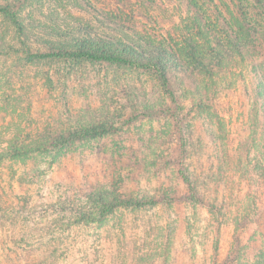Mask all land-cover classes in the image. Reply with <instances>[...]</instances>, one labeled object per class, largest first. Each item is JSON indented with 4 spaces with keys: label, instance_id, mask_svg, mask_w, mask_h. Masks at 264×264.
<instances>
[{
    "label": "rangeland",
    "instance_id": "obj_1",
    "mask_svg": "<svg viewBox=\"0 0 264 264\" xmlns=\"http://www.w3.org/2000/svg\"><path fill=\"white\" fill-rule=\"evenodd\" d=\"M6 1L18 3L33 45L43 30L62 32L77 22L99 32L96 18L108 11H131L124 34L133 40L137 31L150 42L166 39L177 21L172 0L154 11L138 9L136 0H122L123 9L116 0ZM250 3L206 1L203 12L212 32L223 37L225 53L213 46L216 55L205 57L207 65L222 61L212 76L200 75L188 56L174 57L175 48L163 46V64L181 106L176 119L141 115L150 108L175 112L153 72L103 62L27 63L18 53L23 48L15 28L0 15V39L16 47L0 56L1 143L43 141L96 124L114 127L50 157L0 167L4 193L14 189L12 207L21 222L36 225L35 237L54 241L57 264H229L236 237L243 249L234 264H264V16ZM226 5L236 19L246 17L248 27L258 29L249 36L234 29L244 38L240 54L220 29L217 15L226 16ZM190 185L201 203L193 200ZM94 192L159 202L56 234L43 229L56 219L48 214L60 202L91 208L85 194ZM65 217L59 220L63 227L70 225V215Z\"/></svg>",
    "mask_w": 264,
    "mask_h": 264
},
{
    "label": "trees",
    "instance_id": "obj_2",
    "mask_svg": "<svg viewBox=\"0 0 264 264\" xmlns=\"http://www.w3.org/2000/svg\"><path fill=\"white\" fill-rule=\"evenodd\" d=\"M116 1L118 2L114 4L118 8L123 9L121 6V4H124L122 0ZM136 1L135 4L138 6V9L154 11L157 8H165L166 3L171 0ZM172 1L175 4L173 9L177 12V21L174 30L171 36H167L166 39H160L157 42L148 41L138 31L133 33L136 35L134 36V40L124 34L129 28L128 24L132 22L131 18L133 15L128 17L127 13L128 11L131 12L130 10H126L125 16L123 14L113 15L109 11L98 15L100 17L96 18L95 22L98 25L99 32H95L92 25L88 23L82 24V22H77L78 24L74 27L67 26L65 30L61 29L62 32L54 33L53 29L43 30L44 34L36 39L34 45L32 44L33 41L25 35L26 26L23 19L17 14L18 10L16 9V5L18 3L0 0V15L7 19L9 24L15 28V34L20 37V45L23 48L18 53L21 54L27 63H40L52 60L103 62L153 72L159 79L165 94L176 105L175 112H171L168 108H159L158 110L150 108L143 111L141 115L148 117L149 115L164 113V115L176 119L178 118L181 106L177 100V94H175L176 92L170 84L168 67L163 64V57L168 54V49L163 46H173L175 50L171 47V51L173 50L174 57L181 55L188 56V60L195 63L194 68L198 70L197 72L200 75L212 76L214 74L213 70L222 66V61L215 65H207L204 63V59L207 56L216 55V49L213 46H216L218 53L221 54L224 42H222L223 37L218 39L219 36L212 32V26L203 12L205 11V6H207V0ZM247 1L249 3L253 1V4H251L252 2L250 3L251 7L258 11V16L262 18L264 13H261L260 10L264 12V0ZM225 8L228 12L226 16L220 12L217 15V18L223 24L220 29L224 34L226 42L230 46H233L232 49L236 54H240V46L244 38L235 35L234 29L245 34L244 36H249L252 32L256 34L258 29L256 31L253 29V31L248 27L246 17L242 16L241 20L236 19L227 5ZM34 28L42 29V27L38 26H34ZM105 31H111L116 36H109ZM141 43H144L145 46H154L156 44L155 46H159V48L142 50L134 47L141 46ZM32 45L36 46V48ZM177 46H182V48L178 49ZM15 49L16 47L12 43L9 44L7 41L0 39V56H8ZM224 55L225 53H222V56ZM217 57L219 58L220 56L217 55ZM113 130L114 127L111 125L102 126L96 124L86 128H79L64 133L61 132L53 139L49 138L43 141L24 142L15 140L5 143L0 142V167L6 164L25 163L36 157H50L66 150L76 142L105 136ZM185 180L189 183L187 178ZM2 183L0 178V264H57L59 260V257H57L59 249L55 247L54 241L50 239L46 241L47 239L44 237V234H39L35 237L33 234L36 232V225L32 223L28 226V224L21 222L22 218L20 214L12 207L13 201L15 200L14 189L12 188L11 195L7 196L4 193ZM190 191L193 200L200 202L191 185ZM85 198L92 205L91 208L87 203H75L72 200H68L65 203L60 202V208H53L48 214L50 221L54 216H56V219H53L52 223L49 222V224L45 225L43 229L47 227L48 231L56 234L59 231H64L63 229H68L74 224H76L75 227H81L85 221L101 222L117 210L139 209L146 204L153 205L159 202L153 199H122L107 192L85 194ZM7 205H10V207L5 209ZM87 205L88 207H86ZM67 214L70 215V218L69 221L68 219L66 221L70 222V225L68 224L63 227V223L59 220L66 218L65 216ZM249 216L245 214L244 219H247ZM44 222L45 220L41 221V223ZM238 227L240 226L238 225ZM234 241L237 243V250L232 252L234 253V257L229 261V264H234L242 255L240 251L243 248L240 245V238L236 237Z\"/></svg>",
    "mask_w": 264,
    "mask_h": 264
}]
</instances>
